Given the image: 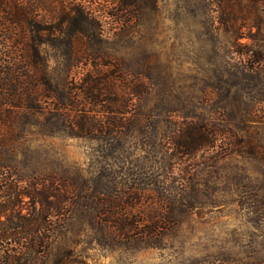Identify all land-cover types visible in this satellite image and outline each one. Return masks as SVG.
<instances>
[{
  "label": "trees",
  "instance_id": "16d2710c",
  "mask_svg": "<svg viewBox=\"0 0 264 264\" xmlns=\"http://www.w3.org/2000/svg\"><path fill=\"white\" fill-rule=\"evenodd\" d=\"M191 1L204 18L211 49L208 71L215 80L206 82L208 111L194 109L198 93L185 90L177 79H112L96 67L95 75L90 72L85 79H65L63 86L50 82L37 69L38 44L50 32V16L39 11L50 14V0H0V264H50L52 235L73 216L80 226L88 221L112 238L160 240L174 228V195L194 188L185 183L186 176L214 172L220 159L254 161L264 177V115L259 113L264 103V0ZM82 34L65 30L70 53ZM249 82L261 85L258 97L243 96ZM142 94L150 102L144 113L134 101ZM38 115L98 138H120L131 125L144 122L150 147L164 152L172 147L177 159L198 153L204 159L186 169L173 161L168 176L160 179L155 171L146 185L116 180L107 191L95 180L90 185L80 177L27 173L16 161L20 130ZM167 178L177 185L164 184ZM158 181L164 187L157 186L153 194ZM185 206L187 213L196 207L194 202ZM52 264L69 262L61 256ZM192 264H264V259L208 257Z\"/></svg>",
  "mask_w": 264,
  "mask_h": 264
},
{
  "label": "rangeland",
  "instance_id": "374dc122",
  "mask_svg": "<svg viewBox=\"0 0 264 264\" xmlns=\"http://www.w3.org/2000/svg\"><path fill=\"white\" fill-rule=\"evenodd\" d=\"M39 12L50 16V32L38 44L37 69L50 82L63 86L65 79H85L90 72L95 75L96 67L112 79H177L182 88L198 93L196 111L212 109L206 86L215 80L208 69L211 49L201 24L204 18L193 1L50 0V14L44 9ZM68 28L83 31L74 53L64 41ZM249 83L242 89L243 96L258 97L261 85ZM145 98L142 94L134 99L142 113L150 106ZM259 113L264 115V103ZM142 124L131 125L120 138H98L53 123L50 117L34 116L20 130L16 161L26 166L27 173L80 177L90 185L95 180L106 191L113 189L116 180L146 185L155 171L160 179L168 176L173 161L182 169L203 162L201 153L177 159L172 147L165 152L150 147ZM216 167L191 179L186 176L185 183L194 188L174 195L170 223L174 228L162 239L148 243L112 238L88 221L80 226L73 216L65 229L52 235L47 260L52 264L64 256L69 264H192L208 257L264 259V177L258 164L229 157L220 159ZM162 183L153 185V194L157 186L163 189ZM164 184L175 186L177 181L167 178ZM187 201L196 205L192 213L184 210ZM28 210L25 206L23 211Z\"/></svg>",
  "mask_w": 264,
  "mask_h": 264
}]
</instances>
